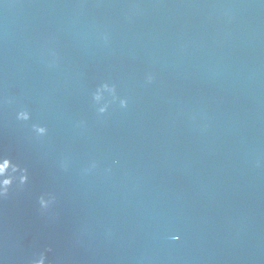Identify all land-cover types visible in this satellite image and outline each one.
Returning a JSON list of instances; mask_svg holds the SVG:
<instances>
[{
  "label": "water",
  "instance_id": "obj_1",
  "mask_svg": "<svg viewBox=\"0 0 264 264\" xmlns=\"http://www.w3.org/2000/svg\"><path fill=\"white\" fill-rule=\"evenodd\" d=\"M0 158V264H264V5L0 0Z\"/></svg>",
  "mask_w": 264,
  "mask_h": 264
},
{
  "label": "clouds",
  "instance_id": "obj_2",
  "mask_svg": "<svg viewBox=\"0 0 264 264\" xmlns=\"http://www.w3.org/2000/svg\"><path fill=\"white\" fill-rule=\"evenodd\" d=\"M259 3L261 5H264V0H259ZM153 78L149 77L147 80V83H152ZM103 88L107 91L115 92L114 87H110L107 83L103 85ZM98 99L99 96H96ZM128 106V100L127 99H121L120 100V107L121 108H126ZM106 111V109H100V112L103 113ZM19 119H24L27 120L29 119V114L26 111H22L18 114ZM46 131L45 128L39 127L37 128V132L40 134H44ZM9 169H11L13 172L17 171L18 169L16 166H14L11 162V160L7 158H0V197H6L8 195V190L10 186L13 183V177L9 174ZM27 174L25 172L24 175L20 177V182L21 183H26L27 182ZM53 201L51 199H45L44 197L40 198V205L42 208H48ZM172 239H179V236H174ZM47 251H51V249H48ZM31 264H47V255L46 253H40L38 256L34 257L31 260Z\"/></svg>",
  "mask_w": 264,
  "mask_h": 264
}]
</instances>
